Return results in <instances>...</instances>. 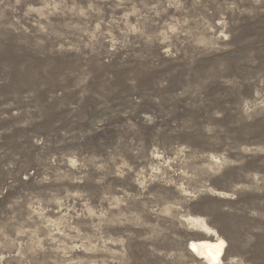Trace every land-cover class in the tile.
Here are the masks:
<instances>
[{"label":"rangeland","instance_id":"374dc122","mask_svg":"<svg viewBox=\"0 0 264 264\" xmlns=\"http://www.w3.org/2000/svg\"><path fill=\"white\" fill-rule=\"evenodd\" d=\"M200 223L264 264V0H0V264H204Z\"/></svg>","mask_w":264,"mask_h":264},{"label":"bare ground","instance_id":"6f19581e","mask_svg":"<svg viewBox=\"0 0 264 264\" xmlns=\"http://www.w3.org/2000/svg\"><path fill=\"white\" fill-rule=\"evenodd\" d=\"M188 223H197L194 219H187ZM201 224V231L206 233L207 237L212 240L207 241H190L187 244L188 250L204 264H223L222 257L225 253L226 243L218 238L204 223Z\"/></svg>","mask_w":264,"mask_h":264}]
</instances>
